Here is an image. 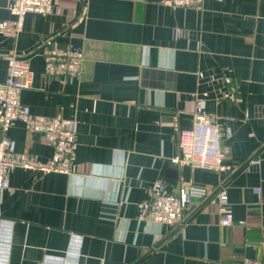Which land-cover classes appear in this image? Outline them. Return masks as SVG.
Returning <instances> with one entry per match:
<instances>
[{
  "label": "crops",
  "instance_id": "0c3cea01",
  "mask_svg": "<svg viewBox=\"0 0 264 264\" xmlns=\"http://www.w3.org/2000/svg\"><path fill=\"white\" fill-rule=\"evenodd\" d=\"M15 18L0 0V23ZM23 24L15 40L0 32V82L9 53L27 59L34 80L21 102L76 117L78 147L73 174L10 173L0 189V264L264 261V0H55ZM49 47L81 50V77L61 84L47 75ZM200 108L231 129L221 141L226 168L177 160L179 131ZM4 134L17 151L53 153L22 120ZM160 179L176 194L198 185L208 195L176 226L149 221L139 204ZM222 193L231 225L220 223Z\"/></svg>",
  "mask_w": 264,
  "mask_h": 264
},
{
  "label": "built area",
  "instance_id": "2783aa9c",
  "mask_svg": "<svg viewBox=\"0 0 264 264\" xmlns=\"http://www.w3.org/2000/svg\"><path fill=\"white\" fill-rule=\"evenodd\" d=\"M194 0H162L171 7H190ZM55 0H8V9L15 15L12 21H2L0 32L11 41L23 29L24 18L28 13H51ZM8 76L0 82V127L7 132L15 120H22L30 129L42 131L53 147L52 155L42 160L31 153L17 151L13 140L4 134L0 139V189L8 188V177L16 168H25L46 173L73 174L78 147L76 117L61 114H35L30 107L21 102V93L32 87L34 72L27 59L12 52L6 56ZM45 73L55 77L61 84L81 77L85 56L81 50L49 47L44 51ZM193 125L179 131L178 145L180 163L206 170L226 168L221 164L227 149L221 144L223 137L231 135L230 127L224 132L215 122L213 115L204 113L201 108L196 113ZM229 168V167H228ZM255 191L260 193V188ZM208 191L205 187L190 185L183 195L168 189L164 180H157L148 190V197L139 204L146 219L153 222L176 226L185 216L187 207L195 199H204ZM124 201H120L122 205ZM220 223L231 225L234 216L228 207V196H218ZM242 264H264L262 260L246 259Z\"/></svg>",
  "mask_w": 264,
  "mask_h": 264
}]
</instances>
